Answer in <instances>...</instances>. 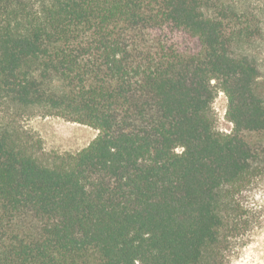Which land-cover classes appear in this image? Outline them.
Listing matches in <instances>:
<instances>
[{"label": "trees", "instance_id": "1", "mask_svg": "<svg viewBox=\"0 0 264 264\" xmlns=\"http://www.w3.org/2000/svg\"><path fill=\"white\" fill-rule=\"evenodd\" d=\"M263 50L264 0H0V264H231L264 181ZM37 116L99 134L47 155Z\"/></svg>", "mask_w": 264, "mask_h": 264}, {"label": "rangeland", "instance_id": "2", "mask_svg": "<svg viewBox=\"0 0 264 264\" xmlns=\"http://www.w3.org/2000/svg\"><path fill=\"white\" fill-rule=\"evenodd\" d=\"M261 67L264 76V50ZM213 107L217 131L230 133L233 126L226 119L228 100L223 93H219ZM25 124L40 136L47 155L76 154L85 149L99 134L90 127L53 116L33 117L25 120ZM246 202L247 205L256 206L254 208L259 213L254 216L258 218H254V226L248 231L244 242L234 250L231 264H264V181L246 198Z\"/></svg>", "mask_w": 264, "mask_h": 264}]
</instances>
